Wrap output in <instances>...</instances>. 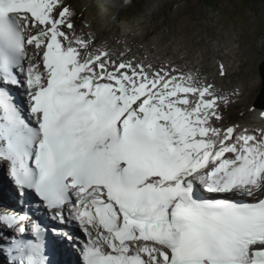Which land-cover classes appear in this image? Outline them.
Wrapping results in <instances>:
<instances>
[{
    "label": "snow or ice",
    "instance_id": "obj_1",
    "mask_svg": "<svg viewBox=\"0 0 264 264\" xmlns=\"http://www.w3.org/2000/svg\"><path fill=\"white\" fill-rule=\"evenodd\" d=\"M76 20L71 0H0V168L18 195L75 222L82 238L51 231L78 264H264V128L222 111L239 89L114 57ZM48 233L0 213L9 264H52Z\"/></svg>",
    "mask_w": 264,
    "mask_h": 264
},
{
    "label": "rangeland",
    "instance_id": "obj_2",
    "mask_svg": "<svg viewBox=\"0 0 264 264\" xmlns=\"http://www.w3.org/2000/svg\"><path fill=\"white\" fill-rule=\"evenodd\" d=\"M71 2L76 11L79 29H81L79 23L82 20L83 25L89 26L90 20L94 18L99 19L106 34L113 33L112 27H109L112 23L122 25L121 30L124 32L128 29L127 23L141 22L145 24V27L138 44L153 43L160 50L181 39L190 40L189 42L198 51L205 40L219 43L220 37L226 35L234 39L232 47L243 53L249 50L250 54L248 53L244 58L252 55L255 59H261L256 63L250 61L240 67L244 77L251 78L252 75L259 73L260 66L264 62V6L252 8L247 6L244 0H237V7L224 5L219 12L206 7L201 0H157L153 6H148V10L144 8L140 11L138 9L143 5L141 0H114L113 2L112 0L109 2L107 0H71ZM174 49L175 53H169L167 56L174 55L177 62L186 66L188 54ZM161 59L163 62L162 57ZM262 83L261 79L258 90L252 96L253 102L257 99L262 102L261 108L264 107V97H261ZM242 122L245 128L246 125L254 124L247 122L246 115L240 113H234L233 119L229 121L231 124H242ZM262 122L264 124V120ZM250 127L253 126L250 125L248 129ZM0 203L11 206L1 201Z\"/></svg>",
    "mask_w": 264,
    "mask_h": 264
},
{
    "label": "bare ground",
    "instance_id": "obj_3",
    "mask_svg": "<svg viewBox=\"0 0 264 264\" xmlns=\"http://www.w3.org/2000/svg\"><path fill=\"white\" fill-rule=\"evenodd\" d=\"M107 1L109 2L111 0ZM113 1L114 0H112V2ZM156 1L157 0H141V4L143 5L139 7L138 10L143 11L144 8L148 10V6H153ZM126 25L128 29L123 32L121 30L122 25L112 23L109 27H112L113 33L106 34L98 18L90 20L89 26L83 25V20L79 23L80 30L86 33H93L98 44H105L108 49L113 52L114 57L131 59L136 62H143L145 65L151 64L156 67L170 66L177 68L184 74L191 73L200 80L214 84L218 94L229 95L239 89L240 95L232 97L234 102L231 105H222L225 124H231L229 121L231 122L233 119L234 113H240L246 115L247 122L254 123L250 124L253 126L249 128L250 131L264 128L262 122L264 120V115H262V113H264V107H260L262 102L258 99L253 102L252 99L253 94L258 90L259 82L263 78L262 74L257 72L255 75H252L251 78L244 77L240 68L250 61L256 63L261 60L255 59L252 55L251 57L247 56L244 58V56L249 53V50L243 53L232 47L231 45L235 41L226 35L220 37L219 43H213L209 39L205 40L201 43L198 51L194 48L193 44L189 42L190 40L181 39H177L175 43L168 45L166 48L163 47V50H160L152 42V44L147 45L144 43L138 44L143 36L142 30L145 27L144 23L140 22L138 24V22H136V24L127 23ZM123 46L125 48H123ZM174 48L179 52H186L188 54L189 58L186 66L177 62L174 55L173 57L167 56L169 53H175ZM161 57L163 58V62H161ZM221 65L224 66V75L220 74ZM261 97L263 98L264 96L261 95ZM253 108L255 109L254 111L250 110ZM239 125L242 127L245 126L244 122ZM249 126L246 125V128L248 129ZM5 172L6 170L4 168L2 170L0 168V201L14 206L16 210L34 213V207L30 208L26 207L24 204L20 205L18 201L14 200L10 192L9 176L6 175ZM0 205L4 206L2 203H0ZM5 254L6 252H0V264H8ZM67 258H70V255H68Z\"/></svg>",
    "mask_w": 264,
    "mask_h": 264
},
{
    "label": "trees",
    "instance_id": "obj_4",
    "mask_svg": "<svg viewBox=\"0 0 264 264\" xmlns=\"http://www.w3.org/2000/svg\"><path fill=\"white\" fill-rule=\"evenodd\" d=\"M202 3L212 10L219 11L222 9L224 5H231L237 7V0H201ZM247 6L252 8H258L259 6H264V0H244ZM229 15H233L232 13H228Z\"/></svg>",
    "mask_w": 264,
    "mask_h": 264
},
{
    "label": "water",
    "instance_id": "obj_5",
    "mask_svg": "<svg viewBox=\"0 0 264 264\" xmlns=\"http://www.w3.org/2000/svg\"><path fill=\"white\" fill-rule=\"evenodd\" d=\"M260 73L262 74L263 84L261 88V95L264 96V62L260 66Z\"/></svg>",
    "mask_w": 264,
    "mask_h": 264
}]
</instances>
